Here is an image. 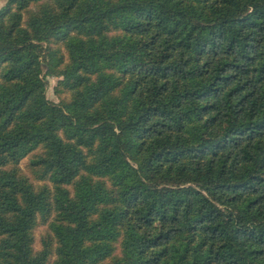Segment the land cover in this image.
Listing matches in <instances>:
<instances>
[{
	"label": "trees",
	"instance_id": "1",
	"mask_svg": "<svg viewBox=\"0 0 264 264\" xmlns=\"http://www.w3.org/2000/svg\"><path fill=\"white\" fill-rule=\"evenodd\" d=\"M0 264H264V0H5Z\"/></svg>",
	"mask_w": 264,
	"mask_h": 264
},
{
	"label": "rangeland",
	"instance_id": "2",
	"mask_svg": "<svg viewBox=\"0 0 264 264\" xmlns=\"http://www.w3.org/2000/svg\"><path fill=\"white\" fill-rule=\"evenodd\" d=\"M5 0H0V7L4 4ZM55 78L54 77H48L47 78V89H46V95L47 97L52 100V101H57V98L56 96L54 95L53 93V86L55 84ZM27 162V157L24 158L22 161H21V167L25 170V164ZM43 226H38L34 233H35V238H36V241L37 239L39 238L40 234L43 232Z\"/></svg>",
	"mask_w": 264,
	"mask_h": 264
}]
</instances>
